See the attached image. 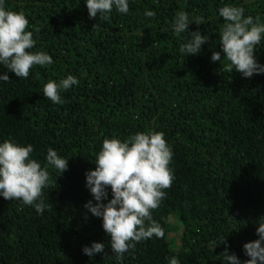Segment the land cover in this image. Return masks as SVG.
<instances>
[{
	"label": "trees",
	"instance_id": "16d2710c",
	"mask_svg": "<svg viewBox=\"0 0 264 264\" xmlns=\"http://www.w3.org/2000/svg\"><path fill=\"white\" fill-rule=\"evenodd\" d=\"M229 3L264 20V0H129L127 14L113 10L108 19H91L85 0H5L28 19L31 51L47 52L53 63L34 66L26 79L0 64L9 76L0 82V142L32 144L42 166L49 148L69 161L61 176L49 169L43 215L0 197V264H169L172 256L221 264L225 248L249 259L243 246L258 239L264 219V74L244 78L227 71V61H211L221 51L218 9ZM181 10L204 18L188 29L208 37L198 55L180 52L190 38L171 28ZM255 55L264 64V41ZM69 74L79 84L60 93L63 103L43 96L45 83ZM148 130L163 132L173 150L175 179L151 213L165 236L136 243L121 260L102 219L84 207L96 203L85 173L95 169L105 137ZM93 242L104 252L83 254Z\"/></svg>",
	"mask_w": 264,
	"mask_h": 264
},
{
	"label": "clouds",
	"instance_id": "9594fccd",
	"mask_svg": "<svg viewBox=\"0 0 264 264\" xmlns=\"http://www.w3.org/2000/svg\"><path fill=\"white\" fill-rule=\"evenodd\" d=\"M85 4L91 19L98 15L108 19L113 10L120 14L129 12V0H85ZM218 14L224 21L219 38L221 51L213 52L211 61L221 64L227 61L225 69L235 70L244 78L264 74V64L259 63L255 55L256 48L264 41V20L260 16H246L244 7L230 3L220 7ZM155 15L151 10L145 12L148 18ZM203 20V17L190 19L189 13L183 10L175 14L171 24L174 34L179 36L187 32L190 37L180 48L185 56L198 55L208 42V37L200 31H188L189 25H201ZM28 26L24 12L8 10L5 0H0V64L7 72L23 79L29 77L34 66L47 67L53 63L47 52L31 51L36 41L33 31L27 30ZM7 72L0 74V82L9 81ZM78 84V78L71 74L59 81L49 80L43 85V96L53 104H61L60 93ZM33 151L32 144L24 146L11 139L0 142V197L19 200L43 215L50 207L43 199V189L51 184L49 169H55L61 176L68 169L69 159L49 148L42 166L32 158ZM172 158L173 150L163 132H137L124 140L104 138L93 161L95 169L85 173L86 187L96 203L90 200L84 207L102 219V228L110 237V246L117 258L122 260L138 242L164 238V229L151 213L159 208L166 196L165 189L170 188L175 179L169 167ZM256 234L258 239L243 246L244 255L249 259L242 261L225 248L217 256L221 264H264V219L258 222ZM220 240L225 243L226 238ZM104 248L103 243L93 242L82 252L92 257L104 252ZM169 264H179L178 258L169 257Z\"/></svg>",
	"mask_w": 264,
	"mask_h": 264
}]
</instances>
